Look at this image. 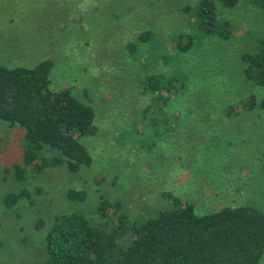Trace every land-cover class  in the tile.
I'll use <instances>...</instances> for the list:
<instances>
[{
    "label": "rangeland",
    "instance_id": "374dc122",
    "mask_svg": "<svg viewBox=\"0 0 264 264\" xmlns=\"http://www.w3.org/2000/svg\"><path fill=\"white\" fill-rule=\"evenodd\" d=\"M195 1L0 0V65L51 60L49 88L91 106L96 127L79 138L89 165L29 167L16 182L4 168L21 157V132L0 121V264H43L51 220L71 211L93 217L100 197L118 200L128 219L173 207L169 195L199 214L240 205L264 214V88L245 81L237 61L264 35V9L217 4L233 27L221 39L196 30ZM146 29L150 38L139 41ZM178 33L192 36L184 51L175 49ZM146 76L156 91L144 87ZM22 189L26 197L3 203ZM69 190L82 198H67Z\"/></svg>",
    "mask_w": 264,
    "mask_h": 264
},
{
    "label": "trees",
    "instance_id": "16d2710c",
    "mask_svg": "<svg viewBox=\"0 0 264 264\" xmlns=\"http://www.w3.org/2000/svg\"><path fill=\"white\" fill-rule=\"evenodd\" d=\"M238 1L196 0L190 12L196 30L230 38L233 27L219 17L217 4L232 8ZM244 2L264 9V0ZM150 36L151 31L146 29L136 38L144 42ZM191 40V35L176 34L175 49H188ZM256 42V49L241 50L237 61L243 79L264 88V35ZM126 46L131 49L132 44ZM51 66L49 59L29 68L0 65V121L20 130L23 146L19 161L4 168L16 182L24 180L29 167L39 171L47 163L63 161L68 171L75 172L91 162L79 138L96 132L93 110L70 89L49 88ZM152 80L146 76L142 82L154 92L158 87ZM170 88L164 86L167 91ZM243 103L246 110H251L253 94L246 95ZM44 151L56 154L46 160L40 155ZM26 196L23 189L7 193L3 203L11 205ZM82 196L79 190L66 193L67 198ZM169 198L173 207L142 219H128L118 200L105 197L96 202L93 217L75 211L62 213L44 232L43 264H257L264 252V214L246 205L223 206L199 214L192 204L176 196Z\"/></svg>",
    "mask_w": 264,
    "mask_h": 264
}]
</instances>
